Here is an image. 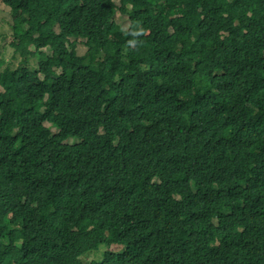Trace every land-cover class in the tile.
<instances>
[{
  "label": "trees",
  "instance_id": "obj_1",
  "mask_svg": "<svg viewBox=\"0 0 264 264\" xmlns=\"http://www.w3.org/2000/svg\"><path fill=\"white\" fill-rule=\"evenodd\" d=\"M0 4V264H264V0Z\"/></svg>",
  "mask_w": 264,
  "mask_h": 264
},
{
  "label": "rangeland",
  "instance_id": "obj_2",
  "mask_svg": "<svg viewBox=\"0 0 264 264\" xmlns=\"http://www.w3.org/2000/svg\"><path fill=\"white\" fill-rule=\"evenodd\" d=\"M117 3V2H116ZM120 15V12H117ZM116 19H120L116 17ZM14 22V17L11 15L10 9L6 6L0 4V61L3 60L4 67L5 63H11L13 65L17 64L21 57L18 52H15L14 47H12L11 42L14 40L13 31H12V24ZM70 46L72 44H76L77 55H82L85 51L87 46L84 43V39L81 38H71L69 42ZM32 49V48H31ZM45 52L49 53V50L43 49ZM41 55H36L35 57L30 59V65L32 67L36 66V63L40 60ZM44 58V57H43ZM47 98V97H46ZM50 122H46L47 126H50ZM53 132H56L54 127H51ZM69 142L76 141L73 138L68 139ZM8 221V217L6 218ZM106 249H110L115 252H121L123 250V245L121 244H112L107 247L105 244H101L98 248L88 251L84 254V261H92L98 260L102 257L104 251ZM88 257V258H87Z\"/></svg>",
  "mask_w": 264,
  "mask_h": 264
}]
</instances>
